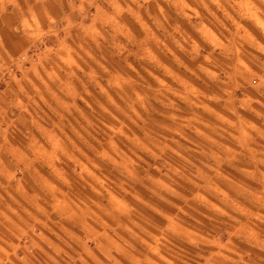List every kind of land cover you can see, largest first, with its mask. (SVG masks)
I'll return each mask as SVG.
<instances>
[{
    "label": "rangeland",
    "instance_id": "obj_1",
    "mask_svg": "<svg viewBox=\"0 0 264 264\" xmlns=\"http://www.w3.org/2000/svg\"><path fill=\"white\" fill-rule=\"evenodd\" d=\"M1 2L0 264H264V0Z\"/></svg>",
    "mask_w": 264,
    "mask_h": 264
},
{
    "label": "crops",
    "instance_id": "obj_2",
    "mask_svg": "<svg viewBox=\"0 0 264 264\" xmlns=\"http://www.w3.org/2000/svg\"><path fill=\"white\" fill-rule=\"evenodd\" d=\"M5 5L6 4L4 2L0 3V61H5L10 56V53L6 52V46L8 48H12L14 52L18 50V48H14V45L17 44L19 46H23L22 40L19 39V34L12 31L15 19H20V16L16 15V13L19 14L20 12L17 9H13V12L10 14L8 12H4V9L6 8ZM6 108H8V104H3L0 100V112L5 111ZM1 115L2 113L0 114V124L3 121V115ZM1 139H3L2 136H0V140Z\"/></svg>",
    "mask_w": 264,
    "mask_h": 264
}]
</instances>
